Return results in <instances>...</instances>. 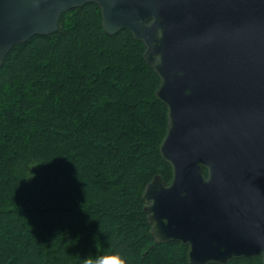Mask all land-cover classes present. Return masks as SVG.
Returning a JSON list of instances; mask_svg holds the SVG:
<instances>
[{
	"label": "trees",
	"instance_id": "trees-1",
	"mask_svg": "<svg viewBox=\"0 0 264 264\" xmlns=\"http://www.w3.org/2000/svg\"><path fill=\"white\" fill-rule=\"evenodd\" d=\"M144 45L107 35L95 4L14 46L0 67V264H189L143 211L167 109ZM206 174V171H204ZM227 264H261L260 256Z\"/></svg>",
	"mask_w": 264,
	"mask_h": 264
},
{
	"label": "water",
	"instance_id": "water-1",
	"mask_svg": "<svg viewBox=\"0 0 264 264\" xmlns=\"http://www.w3.org/2000/svg\"><path fill=\"white\" fill-rule=\"evenodd\" d=\"M84 4L107 35L141 42L159 79L172 177L143 190L151 237L186 246L189 264H264V0H0V67Z\"/></svg>",
	"mask_w": 264,
	"mask_h": 264
},
{
	"label": "clouds",
	"instance_id": "clouds-1",
	"mask_svg": "<svg viewBox=\"0 0 264 264\" xmlns=\"http://www.w3.org/2000/svg\"><path fill=\"white\" fill-rule=\"evenodd\" d=\"M95 264H110V262L107 259H101L97 260Z\"/></svg>",
	"mask_w": 264,
	"mask_h": 264
}]
</instances>
